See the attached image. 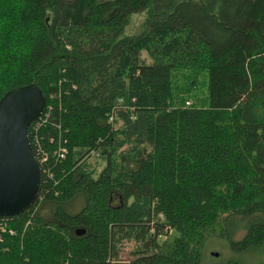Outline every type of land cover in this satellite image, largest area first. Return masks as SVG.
Instances as JSON below:
<instances>
[{"label": "trees", "instance_id": "16d2710c", "mask_svg": "<svg viewBox=\"0 0 264 264\" xmlns=\"http://www.w3.org/2000/svg\"><path fill=\"white\" fill-rule=\"evenodd\" d=\"M31 83L42 180L0 219V264H201L210 238L264 255V0H0V98Z\"/></svg>", "mask_w": 264, "mask_h": 264}, {"label": "water", "instance_id": "95a60500", "mask_svg": "<svg viewBox=\"0 0 264 264\" xmlns=\"http://www.w3.org/2000/svg\"><path fill=\"white\" fill-rule=\"evenodd\" d=\"M44 104L45 98L35 83L0 98V219L23 213L38 196L42 173L31 148L28 128L40 117ZM74 232L82 235L85 231Z\"/></svg>", "mask_w": 264, "mask_h": 264}, {"label": "rangeland", "instance_id": "374dc122", "mask_svg": "<svg viewBox=\"0 0 264 264\" xmlns=\"http://www.w3.org/2000/svg\"><path fill=\"white\" fill-rule=\"evenodd\" d=\"M143 19V14H136L132 17L131 22L129 26L126 29V32L128 34L136 33L139 31V24ZM90 163L96 165V169L99 170L100 167L103 165L102 161L94 155H91L89 159ZM81 201L79 199H75L72 202L67 204V208L73 212L75 210H78L80 207ZM237 221L233 220L230 223H228V232L232 233L233 240H239L242 238V235L245 232V229L242 228H236ZM236 228V229H235ZM133 247V243H128L126 251H129ZM212 252H216L218 255L213 256L211 255ZM241 256L246 263L249 264H256L258 261L264 260V255L259 253L257 249L252 248L247 253H244L243 255H238L235 252L231 251L229 248V245L225 238H210L207 240L203 246L202 249V255H201V264H218L221 262H224L228 258ZM123 260L130 259V255L125 253L120 254V258Z\"/></svg>", "mask_w": 264, "mask_h": 264}, {"label": "built area", "instance_id": "2783aa9c", "mask_svg": "<svg viewBox=\"0 0 264 264\" xmlns=\"http://www.w3.org/2000/svg\"><path fill=\"white\" fill-rule=\"evenodd\" d=\"M50 108H48V110H49ZM43 110H44V108H43ZM42 114H43V111H42V113H41V115H40V117L38 118V119H36L35 121H33L32 123H37L35 126L37 127L39 124H40V122L41 121H44L43 119L41 120V117H42ZM47 114V113H46ZM46 116V115H45ZM31 125V124H30ZM34 145H35V147H37V148H39V141L37 140V138H35L34 139ZM32 148V147H31ZM64 154H65V149L64 148H59L58 149V152H57V155H59V156H64ZM37 158V157H36ZM46 159L45 158H43V160L42 161H45ZM39 162V161H38ZM40 164V163H39ZM2 227V226H1Z\"/></svg>", "mask_w": 264, "mask_h": 264}]
</instances>
